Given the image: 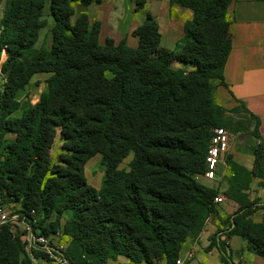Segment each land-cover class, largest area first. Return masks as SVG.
<instances>
[{"label": "trees", "instance_id": "16d2710c", "mask_svg": "<svg viewBox=\"0 0 264 264\" xmlns=\"http://www.w3.org/2000/svg\"><path fill=\"white\" fill-rule=\"evenodd\" d=\"M101 1L50 0V48H37L48 23L47 0L8 2L0 24V58L6 50L0 63V198L19 211L35 210L36 230H63L73 264H107L119 256L132 263L177 264L184 243L217 213L219 190L196 175L206 171L214 129L224 127L211 108L217 84L210 80L225 84L232 0H170L193 12L177 50L161 45L159 20L150 13L132 32L137 47L112 38L101 43V23L86 10ZM145 1L136 0V9ZM173 61L192 69L173 68ZM39 72L51 73L39 100L21 104ZM252 117L259 138V118ZM201 128L206 134L191 145L185 136ZM58 130L64 139L61 163L50 157ZM253 149L252 170L232 155L226 159L230 185L224 193L239 208L228 233L214 234L209 244L224 264H234L229 253L234 234L264 258V220L252 219L259 206L244 191L253 176L264 178V142ZM131 152L130 170L119 169ZM98 153L106 168L99 191L84 173ZM0 264H32L24 241L8 224L0 227Z\"/></svg>", "mask_w": 264, "mask_h": 264}, {"label": "crops", "instance_id": "0c3cea01", "mask_svg": "<svg viewBox=\"0 0 264 264\" xmlns=\"http://www.w3.org/2000/svg\"><path fill=\"white\" fill-rule=\"evenodd\" d=\"M86 10L92 20L96 19L101 23V43L107 38H112L116 44L125 41L130 47L138 46V37L133 36L132 32L150 13L159 20L161 45L171 50L184 36L185 24L193 17L191 9L177 3L172 4L170 0H146L142 9H136V0H102L101 3L88 5ZM228 17L231 21L232 49L223 72L225 84L218 86V92L228 101L242 105L249 116L259 118L257 143L264 142V0H232ZM231 142L232 139L228 152L222 157L215 179L220 180L218 189L223 201L216 205L217 213L208 218L201 234L189 238L184 243L179 260L182 261L183 257L187 264H224L218 248H209V244L214 234L225 236L228 233V221L232 220L239 208V204L224 193L230 185V178H226V159L228 155H232L233 161L248 170H252L254 165V149L238 151L233 148L234 144ZM224 177L225 180L222 181ZM204 184L213 187L212 184ZM244 191L249 195V199L259 206L252 213V219L255 222L263 221L264 178L253 176ZM229 246L234 264H264L263 257L246 249L240 235H231ZM107 264H166V261L162 259L152 263H132L123 256L109 259Z\"/></svg>", "mask_w": 264, "mask_h": 264}, {"label": "rangeland", "instance_id": "374dc122", "mask_svg": "<svg viewBox=\"0 0 264 264\" xmlns=\"http://www.w3.org/2000/svg\"><path fill=\"white\" fill-rule=\"evenodd\" d=\"M10 0H2L0 3V24L1 20L3 18L4 12L6 10V6ZM49 2L50 0H47V8L45 13V19L48 21L46 27H44L41 30L40 38L37 43V48L43 47V48H50L52 44V32L51 28L54 24V20L51 17L49 13ZM102 41H104L103 38H101ZM177 46L174 48V50H177ZM6 50L2 52L0 63H2L6 58ZM179 66V67H178ZM173 68H182L186 72L192 69L190 66L183 65L181 62L173 61L172 62ZM51 75V73H45V72H39L36 73V75L33 76L30 84L27 86L26 90L22 93L19 102L21 104L30 102L31 104H36L37 101L40 98V95L42 91L45 88V81L46 79ZM218 80L217 79H211L210 84H214L217 86L214 87L211 93V108L215 114L220 116L222 122H224V128H226L229 133L232 136V144H234V147L238 151H247L254 148L255 144L257 143L256 138V132H255V125H256V119L249 116L244 109L242 105H240L238 102L235 101H228L227 98H224L220 95L218 92ZM4 83V79L1 81L0 89H2ZM195 108H199V105H196ZM199 119L203 117V114H198ZM205 125V124H204ZM213 130V128H210L208 131L209 133ZM206 134V130L201 128L199 130H191L185 138L188 140V142L192 145L198 144V139L201 138ZM13 138L14 135H10L9 138ZM63 143L64 139L61 137V133L58 130V133L56 135V138L53 141V144L50 148V157L53 162L61 163L60 161V154L64 152L63 149ZM134 152H131L119 165V169L129 171L131 168V162L134 159ZM221 165V164H220ZM221 171V168H220ZM84 173L85 177L87 179L88 185L94 187L98 191L101 189L105 175H106V168L102 163V155L100 153L94 155L92 158H90L84 167ZM204 174H197L196 178L197 180L204 184H212L213 187L218 189L220 185V180L215 181H209L204 178ZM225 180V177L222 179V181ZM205 185V184H204ZM207 186V185H206ZM219 190V189H218ZM12 204L15 208L19 205ZM15 208H13V211H15ZM52 217V216H51ZM54 218V217H52ZM69 218V213H65L62 217V224L66 223V220ZM49 220L48 222H50ZM62 236L64 237L65 241L69 243L70 238L64 234L63 230L60 231ZM123 257V256H119ZM181 264H187L186 259L183 257L181 258ZM178 264V263H177Z\"/></svg>", "mask_w": 264, "mask_h": 264}, {"label": "built area", "instance_id": "2783aa9c", "mask_svg": "<svg viewBox=\"0 0 264 264\" xmlns=\"http://www.w3.org/2000/svg\"><path fill=\"white\" fill-rule=\"evenodd\" d=\"M231 139L232 136L226 128L219 126L214 129L205 158L204 178L208 180L217 178L222 157L228 152ZM215 201L221 203L223 198L217 196ZM7 202L0 198V227L10 225L13 234L24 241L26 253L32 264H73L67 255L68 243L60 231L45 234L40 229L36 230L34 225L38 222V215L35 210L19 211L20 206L15 208L11 202ZM177 263L181 264V261L178 260Z\"/></svg>", "mask_w": 264, "mask_h": 264}]
</instances>
